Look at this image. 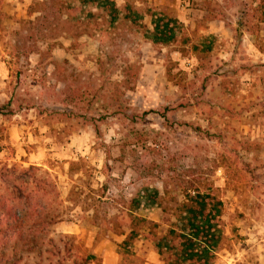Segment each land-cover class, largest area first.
Here are the masks:
<instances>
[{"label":"rangeland","instance_id":"obj_1","mask_svg":"<svg viewBox=\"0 0 264 264\" xmlns=\"http://www.w3.org/2000/svg\"><path fill=\"white\" fill-rule=\"evenodd\" d=\"M210 2L237 21L234 40L227 47L181 25L180 35L209 48L188 44L182 55L153 46L138 22L108 24L93 5L76 12L94 34L79 40L53 1L0 0V195L22 170L49 180L39 193L61 249L22 263L92 254L85 264H103L113 248L118 264H165L157 244L180 224L182 186L212 182L223 203L213 264H264V0ZM137 11L151 22L162 10ZM15 114L26 125L17 136L7 130ZM128 225L137 235L124 244L116 230Z\"/></svg>","mask_w":264,"mask_h":264},{"label":"trees","instance_id":"obj_2","mask_svg":"<svg viewBox=\"0 0 264 264\" xmlns=\"http://www.w3.org/2000/svg\"><path fill=\"white\" fill-rule=\"evenodd\" d=\"M50 1L56 5L55 10L60 17L65 13L62 23L65 29L69 30L65 33L71 36L93 33L87 28L91 22L84 25L86 29L82 28L84 17L81 18L76 13L83 11L85 6L93 5L94 9L107 10L108 24L119 19L131 23L138 22L139 26L147 30L146 37L153 46H179L182 55L186 53L188 44L189 50L193 53L209 49L204 43L190 42L187 37L180 35L181 23L166 11L151 13L152 28L148 30L141 20L144 12L139 13L132 1H126L122 7H118L114 0H78V6L68 0ZM258 9L259 21L264 22V3H258ZM91 15L93 13L87 10L85 16ZM96 17L94 14V18ZM29 167L34 168L33 165ZM69 168L79 169L77 162H71ZM44 183L48 184L49 180L40 179L34 173L22 170L12 180L10 192L7 195H0V264H26L22 263L24 255L35 254L41 257L44 251L51 253L57 249L53 254L61 253L56 241L47 231V224L53 220L49 219V213L45 210L47 205L46 199L43 198L44 194L39 193ZM218 191L219 188L212 182L209 184L190 182L189 185L182 186V200L178 203L177 218L180 224L178 222L169 224L161 238L164 243L157 244L158 253L165 260V264H213L215 250L220 247L223 237L220 228L223 203ZM128 228V232L116 230V233L125 235L122 241L124 244L137 235L135 228L130 225ZM63 248L69 255L71 248L67 243H64ZM92 257H94L92 254L79 256L78 263L91 262ZM57 264L66 262L60 260Z\"/></svg>","mask_w":264,"mask_h":264},{"label":"crops","instance_id":"obj_3","mask_svg":"<svg viewBox=\"0 0 264 264\" xmlns=\"http://www.w3.org/2000/svg\"><path fill=\"white\" fill-rule=\"evenodd\" d=\"M118 7H122L126 1H132L135 8L147 7L151 10H162L168 12L173 17L177 18L181 25L192 30H197L201 36H215L219 40L226 42V46L234 40V33L232 27L237 25V21L232 23L223 20L220 14H214L215 9L211 4V0H114ZM220 16V17H219ZM237 17V16H236ZM235 17V18H236ZM234 18V19H235ZM142 22L147 25L148 29L152 28L150 19L147 18L145 13ZM264 23V22H263ZM94 34H82L79 40H90ZM57 53L60 54L59 49ZM1 74V72H0ZM249 79H252V83L256 84V76L251 75ZM2 81V82H1ZM259 81V79H257ZM0 83H5L3 76H0ZM263 90V89H262ZM15 114L14 122L10 123L7 128L10 135L17 136L19 132H22L26 125L23 123L24 117ZM35 115L33 116V118ZM20 119V120H19ZM258 247L264 246L263 244H257ZM109 252H103V264H118L117 254L113 248Z\"/></svg>","mask_w":264,"mask_h":264}]
</instances>
